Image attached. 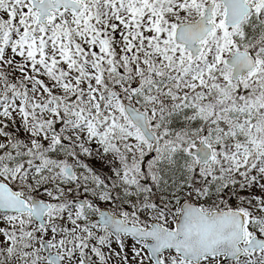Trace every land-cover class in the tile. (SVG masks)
<instances>
[{"label": "snow or ice", "instance_id": "1", "mask_svg": "<svg viewBox=\"0 0 264 264\" xmlns=\"http://www.w3.org/2000/svg\"><path fill=\"white\" fill-rule=\"evenodd\" d=\"M0 264H264V0H0Z\"/></svg>", "mask_w": 264, "mask_h": 264}]
</instances>
